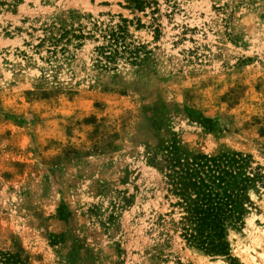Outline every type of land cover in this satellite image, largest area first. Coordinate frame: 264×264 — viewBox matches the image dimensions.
Segmentation results:
<instances>
[{
  "label": "rangeland",
  "instance_id": "374dc122",
  "mask_svg": "<svg viewBox=\"0 0 264 264\" xmlns=\"http://www.w3.org/2000/svg\"><path fill=\"white\" fill-rule=\"evenodd\" d=\"M146 4L0 0V251L25 264H264V0ZM123 24L125 49L108 55L103 37ZM174 142L250 155L258 179L228 255L182 237L148 160Z\"/></svg>",
  "mask_w": 264,
  "mask_h": 264
},
{
  "label": "trees",
  "instance_id": "16d2710c",
  "mask_svg": "<svg viewBox=\"0 0 264 264\" xmlns=\"http://www.w3.org/2000/svg\"><path fill=\"white\" fill-rule=\"evenodd\" d=\"M126 3L138 11L147 5L146 0ZM107 31L103 38L111 49L108 55L117 53L121 46L125 49L124 24ZM148 160L163 175L167 191L177 198L174 206L182 210V237L186 242L209 255H228L227 229L241 224L248 190L258 179V175L250 176L248 171L250 155L191 153L174 142L153 152ZM0 264L25 262L18 252L9 250L0 251Z\"/></svg>",
  "mask_w": 264,
  "mask_h": 264
},
{
  "label": "bare ground",
  "instance_id": "6f19581e",
  "mask_svg": "<svg viewBox=\"0 0 264 264\" xmlns=\"http://www.w3.org/2000/svg\"><path fill=\"white\" fill-rule=\"evenodd\" d=\"M237 251H240V256H244L243 254L247 255L246 258L248 257V259L250 258V260L252 259V261L254 260L255 256L253 254H250L249 249H241V243H238L236 248ZM246 260V259H245Z\"/></svg>",
  "mask_w": 264,
  "mask_h": 264
}]
</instances>
